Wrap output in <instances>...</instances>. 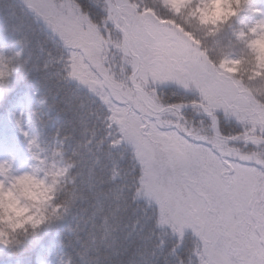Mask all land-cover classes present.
<instances>
[{"label":"trees","instance_id":"16d2710c","mask_svg":"<svg viewBox=\"0 0 264 264\" xmlns=\"http://www.w3.org/2000/svg\"><path fill=\"white\" fill-rule=\"evenodd\" d=\"M37 1L38 5L0 0V63L17 69L9 84L0 82V147H8L17 158V167L24 169V142L9 118L14 106L22 104L39 146H54L61 160L63 211L18 250H0V264H198L196 217L190 213L182 184L177 195L168 157L176 148L156 140V133L147 126L150 116L165 115L150 111L131 97L142 121L125 125L124 139L116 143L111 139L104 103L84 77L87 56L90 69L114 88L133 90L127 77L132 69L118 47L123 37L108 22L107 1ZM113 1L123 17H130L126 28L141 59L139 79L160 105L200 103L217 115L224 137L244 133L264 137V124L253 127L235 115L243 99L264 116V77L245 86L220 76L201 51L200 41L193 37L192 32L199 31L197 25L191 23L192 31H185L173 24L168 11L172 4L163 0ZM77 14L87 17L88 22L80 18L75 23ZM91 30L101 41L98 52L74 37ZM228 39V34L222 33L205 43L221 54L228 50ZM176 40L213 80L214 100L225 107L217 109L211 103L209 85L198 84L190 71L170 66L174 69L171 76L152 73L147 67L144 48L160 51L168 66ZM177 114L175 125L180 119L200 127L210 122L198 107ZM229 147L254 156V162L264 161V145L260 143L231 142ZM170 207L177 210L174 222L169 219Z\"/></svg>","mask_w":264,"mask_h":264},{"label":"rangeland","instance_id":"374dc122","mask_svg":"<svg viewBox=\"0 0 264 264\" xmlns=\"http://www.w3.org/2000/svg\"><path fill=\"white\" fill-rule=\"evenodd\" d=\"M32 1L38 5L37 0ZM32 1L26 0L30 4ZM163 1L172 4L171 0ZM116 14L119 21L127 27L130 17L128 15L126 18L123 17L119 10ZM80 18L88 22L87 17L82 18L78 14L73 21L78 23ZM74 37L85 41L93 52L102 49L95 30ZM118 47L127 57L125 63H128L132 69L134 58L127 54L123 41ZM142 55H148L147 63L143 61L152 73L171 75L174 69L172 70L170 66L178 70L190 71L192 78L196 79L198 84L209 85L208 97L211 103L217 109L225 107L221 101L214 100L217 92L212 84L213 80L195 65V59L186 52L180 41L176 40L172 44L169 55L171 62L168 66L160 51L150 52L144 48ZM89 61V57L84 56L82 68L84 77L104 103L111 128V139L120 143L124 139L125 125L141 124V116L131 101V97L138 99L139 97L135 90L129 92L126 88L123 90L114 88L106 79L90 69ZM218 71L220 76L228 77L219 69ZM131 72H128V80ZM139 75L140 71L138 79ZM148 98L150 104L161 106L155 95L149 93ZM238 108L235 115H239L253 127L264 124V116L253 111L255 107L249 101L242 99ZM205 109L212 112L208 106H205ZM14 112H23L22 104L15 105L11 113ZM177 113L172 110L160 113L165 115L163 117L150 116L147 126L156 133L157 136L154 135L156 140L162 139L166 142L164 145L168 144L169 147L176 148V151L172 150L169 154V150L166 148L165 150L170 157L172 173L175 177V181H172L177 189V195L181 192L182 184L187 192L190 213L196 217V221L192 219L196 222V230L198 229L200 236L196 253L198 264H264V161L254 162V156L242 154L235 148L229 147L230 140L216 134L219 130L214 116L206 115L210 122L205 127L196 126L186 119H180V124L175 125ZM9 118L13 122L11 115ZM29 122V118L23 122L28 129H30ZM245 137L246 134H243L241 139ZM0 154L12 155L7 147H0ZM169 213L170 221L174 222L177 210L170 207Z\"/></svg>","mask_w":264,"mask_h":264},{"label":"clouds","instance_id":"9594fccd","mask_svg":"<svg viewBox=\"0 0 264 264\" xmlns=\"http://www.w3.org/2000/svg\"><path fill=\"white\" fill-rule=\"evenodd\" d=\"M173 24L192 31L199 47L222 73L248 86L264 77V0H171ZM222 33L229 39L218 54L205 41ZM15 65L0 63V82L9 84ZM27 153L25 167H17L15 155L0 154V250H18L29 237L49 227L63 211L62 163L54 146H39L24 126L23 112L10 114ZM66 163V162H64Z\"/></svg>","mask_w":264,"mask_h":264},{"label":"water","instance_id":"95a60500","mask_svg":"<svg viewBox=\"0 0 264 264\" xmlns=\"http://www.w3.org/2000/svg\"><path fill=\"white\" fill-rule=\"evenodd\" d=\"M107 2L109 3V12L108 13H109V16L113 19V24L123 34V36H124V44L126 46V49L129 52V54L131 56L135 57V59H136L135 60V65H134V70H133V73H132V75L130 77V81L133 84L134 89L136 90V92L140 96L141 100L146 103V105L148 106V108H150V109H152L153 111H156V112H166V111H170V110L180 111V110H182L184 108H189L190 107L189 105H186L183 108H179L177 106H167V107L156 108V107L152 106L149 103V101H148V95H147L146 91L141 86V84L136 81V79H137V73H138L139 66H140L139 57H138V55H136L134 53V51L132 49V46H131V43H130V39H129V36H128V33H127L126 29L123 26H120L118 24V21H117V19L115 17V14L113 12L114 10L116 11L115 5L112 3L111 0H107ZM200 106H202V105H200ZM207 113H209V112H207ZM215 123L217 124L216 121H215ZM229 140L237 142V140L234 139V138H230ZM248 140H250V141H260L261 143L264 144V138H262V137H257V136L249 135L248 138L245 139V140H243V141H248Z\"/></svg>","mask_w":264,"mask_h":264},{"label":"snow or ice","instance_id":"6c2138e0","mask_svg":"<svg viewBox=\"0 0 264 264\" xmlns=\"http://www.w3.org/2000/svg\"><path fill=\"white\" fill-rule=\"evenodd\" d=\"M82 10H83V6H82Z\"/></svg>","mask_w":264,"mask_h":264}]
</instances>
